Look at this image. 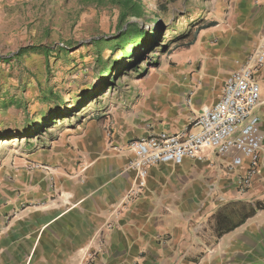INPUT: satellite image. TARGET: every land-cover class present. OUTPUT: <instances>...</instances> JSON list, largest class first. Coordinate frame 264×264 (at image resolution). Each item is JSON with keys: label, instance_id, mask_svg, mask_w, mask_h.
<instances>
[{"label": "crops", "instance_id": "0c3cea01", "mask_svg": "<svg viewBox=\"0 0 264 264\" xmlns=\"http://www.w3.org/2000/svg\"><path fill=\"white\" fill-rule=\"evenodd\" d=\"M211 2L188 49L197 54L179 62L188 73L162 82L159 98L135 117L141 131L118 127L104 145L70 136L0 165V264H264L262 72L259 172L248 187L238 184L245 164L230 171L229 158L212 154L154 164L143 193L121 203L134 180L128 143L187 128L264 40V0Z\"/></svg>", "mask_w": 264, "mask_h": 264}, {"label": "rangeland", "instance_id": "374dc122", "mask_svg": "<svg viewBox=\"0 0 264 264\" xmlns=\"http://www.w3.org/2000/svg\"><path fill=\"white\" fill-rule=\"evenodd\" d=\"M138 1L144 14L121 22L117 0H0V165L20 164L38 148L58 145L70 136L87 134L91 144L104 145L118 127L132 136L142 130L135 117L144 116L150 98H159L162 82L188 73L179 71V62H185L186 52L189 57L197 54V46L188 49L200 18L212 11V0ZM126 22L146 32L157 30L160 45L142 54L136 68L126 63L111 68L121 50L112 42L98 50L91 42L116 36ZM63 44L70 46L68 54L57 59L55 52ZM31 45L49 53H26L17 65L2 61ZM103 75L110 88H102V94L88 102ZM55 107L70 108L69 117L45 124Z\"/></svg>", "mask_w": 264, "mask_h": 264}, {"label": "built area", "instance_id": "2783aa9c", "mask_svg": "<svg viewBox=\"0 0 264 264\" xmlns=\"http://www.w3.org/2000/svg\"><path fill=\"white\" fill-rule=\"evenodd\" d=\"M261 72L264 82V40L245 64L227 76L217 101L204 106L191 118L187 128L150 133L129 142L127 146L133 154L129 167L134 172V180L122 205L143 193L148 170L154 164L176 166L184 159L203 161L212 154L229 158L230 171L245 164V173L239 176L238 184L242 189L248 187L259 172L261 145L254 132L260 121L256 108L261 103Z\"/></svg>", "mask_w": 264, "mask_h": 264}, {"label": "trees", "instance_id": "16d2710c", "mask_svg": "<svg viewBox=\"0 0 264 264\" xmlns=\"http://www.w3.org/2000/svg\"><path fill=\"white\" fill-rule=\"evenodd\" d=\"M117 4L121 7V10L119 12V21H125L128 16H136L139 17L143 15V8L138 0H117ZM160 39V34L157 30H150V31H145L144 29H140L136 23L132 22H126V26L123 28H119V32L116 36L114 37H109V38H95L92 40L91 44H94L95 49H98L102 46L104 42H112V45L115 47H118L121 50V56L119 57L118 60H113L110 63L111 68H114V65L118 64H125L128 65L129 67H134L136 68V65L139 63L138 61L142 60L143 56L145 53L148 51H151L150 53H153L152 49H155L160 45L159 43ZM69 45L63 44L59 46L55 52V57L57 59H60L62 56H66L68 54L69 50ZM147 47V48H146ZM145 48L146 52L142 53V49ZM149 49V50H148ZM34 51H42L45 54L49 53V50L45 49L42 50L41 47L38 46H26L22 47L18 50L17 53H15L11 58H3L2 61H15L16 65L19 62V58H21L23 55L29 52H34ZM141 54H140V53ZM143 54V56H142ZM133 59V61H132ZM130 60L129 62H127ZM109 62V61H108ZM107 62V63H108ZM12 67V66H11ZM102 68L105 70L107 66H102ZM134 71H137L134 69ZM108 73V71H107ZM109 89L110 88V81L109 79L105 78L103 75L101 79V85L100 88L97 87V89H93L91 95L89 96L88 102H92L93 99L97 98V96L101 95L103 92V89ZM102 89V90H100ZM51 94L55 99L57 98V95L52 94L51 90L48 92ZM45 98V96H43ZM57 100V99H56ZM54 101V103L56 102ZM58 107H55L54 110L52 111V116L50 118L45 119V124L53 123L56 119H61V118H68L69 116L66 115L68 111H70V108H66V110L59 111ZM99 118L101 116H98ZM40 126V124H38ZM43 126L46 127V125L43 124ZM42 127V126H41ZM221 233L219 232V235Z\"/></svg>", "mask_w": 264, "mask_h": 264}, {"label": "bare ground", "instance_id": "6f19581e", "mask_svg": "<svg viewBox=\"0 0 264 264\" xmlns=\"http://www.w3.org/2000/svg\"><path fill=\"white\" fill-rule=\"evenodd\" d=\"M2 142H3V144H5V143H6V140H4V141H2ZM18 148H20V146H19Z\"/></svg>", "mask_w": 264, "mask_h": 264}]
</instances>
